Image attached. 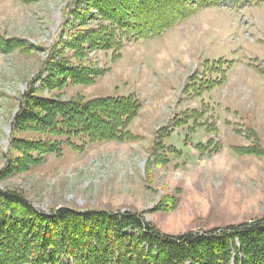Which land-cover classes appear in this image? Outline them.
Listing matches in <instances>:
<instances>
[{
  "label": "rangeland",
  "instance_id": "1",
  "mask_svg": "<svg viewBox=\"0 0 264 264\" xmlns=\"http://www.w3.org/2000/svg\"><path fill=\"white\" fill-rule=\"evenodd\" d=\"M70 3L0 0V35L35 47L0 52V189L20 192L43 212H142L168 235L261 218L264 0L203 8L159 37L126 44L115 60L110 51H88L103 69L94 83L36 93L61 99L134 94L141 108L129 130L137 138L64 145L36 166L6 171L8 155H16L10 139L28 137L11 128L19 100L35 82Z\"/></svg>",
  "mask_w": 264,
  "mask_h": 264
},
{
  "label": "trees",
  "instance_id": "2",
  "mask_svg": "<svg viewBox=\"0 0 264 264\" xmlns=\"http://www.w3.org/2000/svg\"><path fill=\"white\" fill-rule=\"evenodd\" d=\"M258 1L71 0L35 82L19 100L11 128L28 137L10 139L16 155H8L6 171L36 166L47 155H60L64 145L82 149L86 143L137 138L129 130L141 108L134 94L61 99L36 93L94 83L103 69L94 67L88 51H110L115 60L126 44L159 37L203 8ZM14 49L35 47L0 35V52ZM198 148L203 152L205 145ZM0 264H264V215L237 225L168 235L142 212L68 207L43 212L20 192L0 189Z\"/></svg>",
  "mask_w": 264,
  "mask_h": 264
}]
</instances>
